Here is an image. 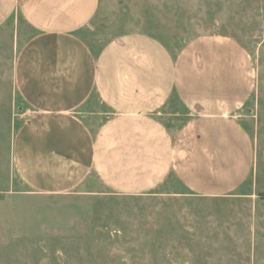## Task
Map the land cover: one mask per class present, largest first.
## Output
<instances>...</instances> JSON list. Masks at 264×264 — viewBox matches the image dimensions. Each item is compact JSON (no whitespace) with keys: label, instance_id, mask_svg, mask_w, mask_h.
I'll list each match as a JSON object with an SVG mask.
<instances>
[{"label":"crops","instance_id":"obj_1","mask_svg":"<svg viewBox=\"0 0 264 264\" xmlns=\"http://www.w3.org/2000/svg\"><path fill=\"white\" fill-rule=\"evenodd\" d=\"M99 7L0 0V30L20 21L30 34L13 65L26 111L12 147L19 180L43 196L91 178L126 195L169 179L198 197L235 195L253 163L236 119L254 87L245 49L210 37L173 53L155 37L129 34L95 50L83 34Z\"/></svg>","mask_w":264,"mask_h":264},{"label":"rangeland","instance_id":"obj_2","mask_svg":"<svg viewBox=\"0 0 264 264\" xmlns=\"http://www.w3.org/2000/svg\"><path fill=\"white\" fill-rule=\"evenodd\" d=\"M28 31L20 21L0 30V264H264V0H100L83 34L95 50L129 34L173 53L210 37L245 49L254 87L236 119L253 163L245 186L221 198L190 194L174 179L146 195L114 193L93 178L63 195L29 192L12 161L26 112L13 65Z\"/></svg>","mask_w":264,"mask_h":264}]
</instances>
